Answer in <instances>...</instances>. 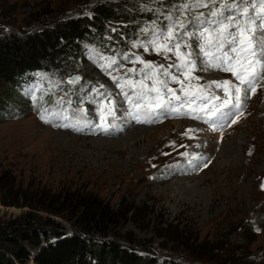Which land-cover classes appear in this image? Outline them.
Instances as JSON below:
<instances>
[{"label": "rangeland", "instance_id": "rangeland-1", "mask_svg": "<svg viewBox=\"0 0 264 264\" xmlns=\"http://www.w3.org/2000/svg\"><path fill=\"white\" fill-rule=\"evenodd\" d=\"M98 1L137 3L140 9H157V16L164 19L163 27L155 22L150 23L151 19L147 22L149 26L145 27L157 31L171 22L168 19L171 15L173 19L180 17L188 25L187 32H194L198 27L196 17L201 12L207 16L209 11L208 8H195L181 14L178 6L191 3V0H0V33L11 29L18 32L35 29L46 21V12L49 11L61 10L65 17L81 12L90 14L89 8ZM221 3L227 5L229 0H215L216 7ZM259 5L260 0H251L249 11L255 6L256 14H259ZM244 6V3L240 4L241 8ZM119 23L111 24L113 31L120 32ZM138 34L144 36L135 43L146 42L151 31L145 34L140 29ZM185 39L192 45L196 60L194 77L198 78L191 80L190 84L185 81L189 100L199 95L196 88L200 89L201 85L225 80L239 83L232 73L207 66L201 61L195 36ZM133 44L128 45L130 51L145 62L157 66L163 64L165 67L175 63V58L165 60L163 55L156 54L151 48L145 51L143 47L134 48ZM101 57L98 48L90 46L88 56L76 61L75 68L66 73L64 79L59 76L54 80L55 90L47 94L48 100L52 99L53 103L43 119L41 113L36 112L38 107L32 104L31 95L26 93L25 108L28 113L19 118L0 120V179L4 176L11 181L16 179L23 189L35 182L41 189L56 193L60 192V188L72 191L79 188L92 192L113 207L121 204L126 207L131 203L141 207L145 205V210L137 217L118 220L113 226V236L145 239L148 243L152 240L155 253H141L164 260L179 259L186 260L188 264H206L217 257H226L219 253L208 261L189 255L177 241L172 240L178 237L174 232H165L166 237L159 236L163 233L161 227L168 224L173 228L184 226L188 230L187 235L201 240H213L222 232L224 235L227 231L252 227L254 240L249 247L251 254L248 258L250 263L264 264V78L256 84L255 92H249L243 100L239 114L214 116L211 120L207 117L194 119L192 115L204 116V112L199 109L198 103L189 102L174 112L160 111L156 116L147 118L142 115L141 118L149 121L147 125L125 116L129 105L113 79L121 76L134 78L133 74H126L125 71L134 65L122 57H116L119 66L105 69L107 61ZM135 67L139 69L142 65L137 63ZM255 68L258 69L259 65ZM171 71L178 75L176 69ZM136 74L140 79V73ZM74 77H80L79 81L69 84L68 81ZM146 83L151 86L152 81L147 80ZM169 86L174 89L180 87L178 84ZM139 88L140 85H137ZM191 88H195L193 92ZM125 90L132 94L128 85H125ZM210 91L223 97V92L215 87ZM176 95L184 98L179 91ZM109 96L116 102L115 112L119 117L115 115L113 118L108 114L110 104H101ZM170 100L173 105L180 103L172 98ZM80 109H86V115H82ZM105 112L106 117L102 119ZM185 112L191 114H179ZM129 118L136 122L128 128L130 131L146 126L152 136L137 145L131 143L125 151L106 149L100 144L99 138L110 137L101 135L104 132L101 129L110 127V123H118L123 128L130 121ZM68 124H71L70 127L64 126ZM116 137L119 138V135ZM154 144L155 147L151 149L149 146ZM137 151L141 154L129 160L130 152L137 154ZM232 152L237 160L231 157ZM192 157L203 159L190 164ZM176 174L184 177H177ZM186 177L188 179L184 180ZM180 178L183 180H176ZM28 210L27 207L4 206L0 194L1 220L13 219ZM143 216L145 220L140 219ZM53 217L62 221L59 217ZM67 226H70L69 222Z\"/></svg>", "mask_w": 264, "mask_h": 264}, {"label": "trees", "instance_id": "trees-1", "mask_svg": "<svg viewBox=\"0 0 264 264\" xmlns=\"http://www.w3.org/2000/svg\"><path fill=\"white\" fill-rule=\"evenodd\" d=\"M138 6L98 1L89 8L90 14L81 12L65 17L61 10L49 11L46 21L35 29L0 33V120L28 113L25 94L36 81L41 86L30 96L32 104L38 107L36 112L50 106L53 100H48L47 94L55 90L54 80L59 76L64 79L75 68L76 61L88 56L90 46H96L102 55L137 56L128 45L144 36L138 34L139 30L149 26V19L160 27L165 23L157 16V9ZM118 22L120 32L113 31L111 24ZM0 180L4 206L29 209L13 219H0V264H188L186 260H164L141 253H155L152 240L148 243L145 239L113 236L118 220L137 217L145 205L113 207L79 188H60L56 193L41 189L35 182L23 189L16 179L11 181L4 176ZM161 229L160 237H166L165 232L177 234V239L172 240L189 255L208 261L216 254L226 255L206 264H254L248 258L254 240L252 227L224 235L222 232L213 240L187 235V228L180 225L173 228L168 224Z\"/></svg>", "mask_w": 264, "mask_h": 264}, {"label": "snow or ice", "instance_id": "snow-or-ice-1", "mask_svg": "<svg viewBox=\"0 0 264 264\" xmlns=\"http://www.w3.org/2000/svg\"><path fill=\"white\" fill-rule=\"evenodd\" d=\"M241 3L245 4L243 8L240 7ZM260 3L264 5V0H260ZM250 4L251 0H229V4L221 3L219 7H216L215 0H191V3L178 6L181 14L195 8L209 9L207 16L201 12L196 17L198 26L196 31L187 32L188 25L180 17L173 19L171 15L168 17L171 22L159 31L155 28L142 29L145 34L151 31V36L146 42L134 43L133 47H143L145 51L151 48L156 54L163 55L165 60L175 58V63H170L167 67L163 64L157 66L143 61L140 56L124 55L123 58L134 65L133 68L125 70L126 74L131 73L135 76L137 72L140 73V79L113 77L114 82L121 88L125 102L129 105L127 114L137 122L145 123L149 122L146 119L148 116H156L160 111H176L189 102L198 103L199 109L204 112V116L193 115L194 119L207 117L211 120L214 116L239 114L243 107V100L248 97L249 92H255L256 84L264 78V9L260 14H256L255 6H252L250 12ZM247 33H251V36L246 44ZM193 36L198 41L196 48L201 61L207 66L232 73L239 83L225 80L201 85L200 94L189 100L185 92V81L190 84L191 80L198 78L192 75L196 71V60L193 58L192 45L186 42L185 37L191 39ZM182 49L186 50L182 51ZM101 58L107 61L104 65L105 69H110L113 65L119 66L116 57L102 56ZM137 63L142 67L137 69L135 67ZM256 65H259L258 69L255 68ZM173 68L178 75L171 71ZM79 79L80 77L72 78L68 83L74 84ZM147 80L152 81L151 86L146 83ZM170 84H178L180 87L174 89L169 86ZM125 85L132 90L131 95L125 90ZM137 85H140L139 89ZM213 87L221 90L223 97L211 92ZM177 91L184 94L183 99L176 95ZM170 98L180 103L173 105ZM33 99L36 98L33 97ZM105 102L111 105L107 112L114 118L115 100L109 96L106 101H101V104ZM225 109L228 111H224ZM99 110L100 105H98ZM233 110H235L234 113ZM45 112L47 109L42 110L41 119L44 118ZM80 113L86 115V109H80ZM179 114L190 115L191 113ZM142 115L146 118L141 119ZM184 155L187 156V153ZM200 159L203 158L192 157L189 163L193 164V161Z\"/></svg>", "mask_w": 264, "mask_h": 264}, {"label": "bare ground", "instance_id": "bare-ground-1", "mask_svg": "<svg viewBox=\"0 0 264 264\" xmlns=\"http://www.w3.org/2000/svg\"><path fill=\"white\" fill-rule=\"evenodd\" d=\"M126 111V110H125ZM174 112V111H173ZM176 113V112H175ZM174 113V114H175ZM115 115H117L116 114V112H115ZM68 116V115H67ZM125 116L126 117H130L126 112H125ZM161 116V115H160ZM178 117H179V115H177ZM193 116V115H192ZM60 117V116H59ZM117 117H119V115H117ZM84 120L86 119V116L83 118ZM120 119H121V116H120V118H119V122L121 123V121H120ZM127 118H125V120H126ZM143 119H145V118H143ZM76 120V119H75ZM129 120L132 122H130V121H128V122H126L125 124H127L126 126L125 125H123V128H121L122 126H120V125H118V123H116V125H115V123H110V127H108V128H106L107 129V131H102L100 134L102 135V134H107V135H109L110 137H106L105 136V138H103L102 136H100V137H102V138H99L98 140H100V144H102V146H106V149H114V148H117L116 150H118V151H123L125 148H128L129 146H131L132 144L131 143H135L136 145L140 142L141 143V141L142 140H146V138L149 136H152V134H150V132H149V128H145V127H137V129H134L133 128V131H130L131 129H128V128H130V127H133V123L135 124L136 122V120L135 121H133V118H132V120H131V118H129ZM170 120V119H169ZM191 120V119H190ZM118 121V120H117ZM63 122V121H62ZM72 122V121H71ZM124 123V122H123ZM147 123H149V122H147ZM146 123V124H147ZM179 123V122H178ZM194 123H196V122H194ZM78 124H80V123H78ZM69 125V124H68ZM148 125V124H147ZM189 125V124H188ZM194 125V124H193ZM103 127H104V125H103ZM202 127V126H201ZM190 128V127H189ZM194 128V127H193ZM67 129V128H66ZM157 129V128H156ZM91 131V130H90ZM128 131H130V132H128ZM151 131H153V130H151ZM92 132L94 133V130H92ZM128 132V133H127ZM127 133V134H126ZM95 134V133H94ZM93 134V135H94ZM124 134H126V135H124ZM119 135V138L118 137H116V136H118ZM123 135V136H122ZM112 137H115V138H112ZM143 137H144V139H143ZM157 143H159V142H157ZM151 149H152V147L154 148L155 147V144L154 145H150L149 146ZM125 151V150H124ZM141 153H140V151H137V154H136V152H130V157H129V160H131V159H133L134 157H136V156H139ZM144 154H146V153H144ZM236 156V154L235 155H233V152H232V154H231V157H235ZM236 158V160H237V157H235ZM234 158V159H235ZM232 159V158H231ZM230 161V160H229ZM182 164H183V162H182ZM190 170V169H189ZM184 174H186L185 172H184ZM177 175V177H184V176H178V174H176ZM167 176V175H166ZM192 176H194V175H192ZM172 177V176H171ZM197 177V176H196ZM184 180H187L188 179V177H186V178H183ZM182 178H180V179H176V180H183Z\"/></svg>", "mask_w": 264, "mask_h": 264}, {"label": "water", "instance_id": "water-1", "mask_svg": "<svg viewBox=\"0 0 264 264\" xmlns=\"http://www.w3.org/2000/svg\"><path fill=\"white\" fill-rule=\"evenodd\" d=\"M75 78V77H74ZM34 264V263H33Z\"/></svg>", "mask_w": 264, "mask_h": 264}]
</instances>
